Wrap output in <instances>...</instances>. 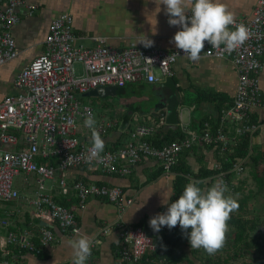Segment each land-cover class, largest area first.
Here are the masks:
<instances>
[{
    "label": "built area",
    "instance_id": "2783aa9c",
    "mask_svg": "<svg viewBox=\"0 0 264 264\" xmlns=\"http://www.w3.org/2000/svg\"><path fill=\"white\" fill-rule=\"evenodd\" d=\"M25 4L26 0H3L0 8V68L19 55L11 30L20 21L18 9ZM25 6L30 13L36 9V5ZM234 21L247 26L248 38L231 51L223 45L212 47L205 42L199 58L230 59L236 67L235 100L231 108L223 112L222 120L237 124L234 137L237 143L241 137L253 136L264 129V120L251 118L253 111L264 109L259 79L264 68V0H258L251 16L234 18ZM73 23L74 18L69 13L51 21L45 52L25 67L15 80L21 93L0 100V211L5 215L0 217V264H26L25 254H46L59 242L51 224L63 235L80 233L74 210L52 197L48 192V181L51 188L57 185L63 195L73 191L81 207L91 197L116 204L119 219L103 229L101 236L118 228L121 260L141 264L149 254L158 252L160 245L142 227L124 226L122 215L132 206L133 199L124 197L120 187L87 184L80 180L71 183L70 170L88 167L92 171L128 175L143 159L154 158L163 173L170 175L179 163L181 153L195 144L219 145L222 150L229 146L225 127L218 128L214 134L210 123L205 122L202 134L185 130L187 137L182 140L156 147L148 137L166 125V118L151 112L136 119L128 143L116 150L103 151L100 158L87 161L91 145L77 136V126L89 114L95 119L96 113L82 97L99 87L123 88L140 82H164L175 76L174 66L179 59L189 58L177 48L171 51L137 46L117 49L105 38H97L95 47L76 46ZM235 24L229 27L234 28ZM173 54H176L174 59H167ZM77 65L82 66L80 74ZM94 127L103 134L112 124L101 122ZM244 170L243 163L234 165L233 171L240 174ZM21 175L33 176L36 183L34 194L26 199L33 221L27 226L12 221V215L16 214L26 223V212L15 208L9 216L7 210V205L22 199L15 184V179ZM11 226L14 228L10 230ZM100 242L99 238L93 241L91 249Z\"/></svg>",
    "mask_w": 264,
    "mask_h": 264
},
{
    "label": "crops",
    "instance_id": "0c3cea01",
    "mask_svg": "<svg viewBox=\"0 0 264 264\" xmlns=\"http://www.w3.org/2000/svg\"><path fill=\"white\" fill-rule=\"evenodd\" d=\"M184 3L186 9L190 10V0H184ZM223 3L227 10L233 13L234 18H241L253 14L258 0H223ZM25 5H36V9L30 13ZM25 5L18 9L20 21L11 30L19 55L0 68V100L7 95L21 93V90L15 86L17 76L35 58L45 52V40L49 33L50 23L54 18L64 13H69L74 18L73 33L77 38L76 46L95 47L97 38H105L110 46L117 49L137 46L171 51L176 48L171 39L179 26L169 25L168 14L165 12L161 0H26ZM2 7L3 0H0V8ZM140 35L153 40V45L144 47L143 44L137 43L141 38ZM174 70L173 78L179 88L181 102L178 109L179 122L170 125L166 120V125L149 136L148 140L159 147L156 143L162 142V145L168 143L167 137L171 139L176 137L175 141L187 137L185 130L202 134L204 123L209 122L214 134L218 128L225 127L229 140L228 148L222 150L219 145L195 144L192 148L181 153L180 161L170 175L163 173L156 159L145 158L135 165L128 175L102 173L92 171L88 167L72 169L69 172V182L80 180L87 184L97 183L104 186L120 187L124 197L133 199L132 206L122 215L124 226H140L159 245H162L165 242L164 237L169 234L170 229H165L163 226L159 231H154L149 226V219L166 210L167 205L163 203L164 200L169 203L175 200L177 178L183 175L182 169L189 170L188 182H198L202 188L210 186L218 179H223L226 185L225 194L235 199L238 204V207L230 212L226 223L231 226L227 225L226 229H235L231 224V217L245 220L249 222V225L255 224L261 228L264 242V186L260 189L254 178L257 175L264 182V129L253 136H243L236 143L234 137L237 124L226 123L222 120L223 112L231 108L237 92L238 73L234 63L230 59L201 57L192 61L182 58L175 64ZM259 79L264 100V68L259 74ZM161 83L140 82L123 88L115 87V91L111 90L103 96L86 94L82 97L85 103L92 106L93 103L86 98H96L99 102L100 106L97 108L93 106L96 113L95 125H99L101 122L112 124V127L107 128L105 133H100L105 142L103 151L116 150L128 143L130 131L134 129L137 123L136 119H140L139 117L151 112L158 113V116L164 114L161 108H156L162 99L161 95L154 92L161 90ZM143 85L148 86V94L141 92ZM186 99L193 101L190 108L185 106ZM251 118L254 121H263L264 109L258 108L253 111ZM83 122L78 123L77 136L91 145V132ZM216 125L218 126L215 127ZM244 137L250 138L249 154L246 159H236L232 168L228 170L232 175L231 179H228L227 172L219 170L217 166L222 168V160H227L228 155L234 153V147L242 142ZM254 158H257L259 163L257 171L252 167ZM238 163L244 164L243 173L239 174L233 171L234 165ZM250 168L251 173L248 172ZM203 169L217 170L218 173L207 177L204 176ZM224 172L225 176H222ZM28 179L31 178L25 176L20 186H17L22 199L7 205L9 216L15 208L26 212V223L18 215H12V221H19L21 225L26 226L33 222L26 199L31 197L36 189V187H31V182ZM32 179L35 180L34 177ZM252 182L254 185L248 187ZM56 186L51 188L50 185L48 192L58 203H67L69 208L74 210L80 233L74 236L63 235L56 225H49L59 242L41 256L32 253L25 254L26 264H72V249L67 241L78 235H87L91 243L98 238L101 240L100 244L91 249V255L86 264H120L118 255L122 248L119 229L114 228L109 234L101 236L103 229L119 219L116 204L99 197H91L81 207L73 191L71 194L63 195ZM4 216V213L0 211V217ZM39 224L47 225L43 222H39ZM178 227L179 225L174 226L173 229ZM9 228L11 230L14 227ZM253 233L251 232L249 236ZM185 237H187L186 234ZM235 238L236 234L233 239L231 236L230 240L234 241ZM226 240L223 239V244ZM183 243L181 246L183 258L189 259L191 264H225L226 260H229V263L226 264H232L234 260L244 258L249 260L250 256L256 255L250 254L251 252L248 250L239 249L242 244L233 245L227 251H224L222 244L213 257H208L206 252L200 251V248H191L187 238ZM253 249L255 251V248ZM146 260L150 264H166L162 259L160 261L154 258ZM248 264H256L255 259Z\"/></svg>",
    "mask_w": 264,
    "mask_h": 264
},
{
    "label": "clouds",
    "instance_id": "9594fccd",
    "mask_svg": "<svg viewBox=\"0 0 264 264\" xmlns=\"http://www.w3.org/2000/svg\"><path fill=\"white\" fill-rule=\"evenodd\" d=\"M168 14V23L179 26L171 42L184 55L198 60L205 42L212 47L223 45L231 51L248 38L245 24H235L234 15L227 10L223 0H190V10L186 9L184 0H161ZM186 11L190 15L186 16ZM235 24L234 28L229 25ZM137 43L151 47L153 40L140 35ZM176 54L167 59H174ZM151 61V60H148ZM84 125L91 129V146L88 149L87 161L100 158L104 150V140L94 127L95 120L89 114ZM226 193L223 179L214 181L210 186L202 188L198 182H188L174 201L165 200L166 210L149 219V226L159 231L163 226L169 229L179 225L186 232L191 248H203L209 253L222 246L224 232L230 212L238 207L235 199ZM78 231V229H74ZM68 245L72 249V264H86L91 255V241L87 235L69 238Z\"/></svg>",
    "mask_w": 264,
    "mask_h": 264
},
{
    "label": "trees",
    "instance_id": "16d2710c",
    "mask_svg": "<svg viewBox=\"0 0 264 264\" xmlns=\"http://www.w3.org/2000/svg\"><path fill=\"white\" fill-rule=\"evenodd\" d=\"M217 126L218 125H216L215 127H217ZM214 129H216V128H214ZM180 138H182V136H180ZM176 139H177L176 137H174L172 139L170 137H167L166 141L168 143H170V142L175 141ZM158 143L159 144L156 143V145L161 147L162 142H158ZM250 144H251L250 138L244 137L242 142H240L236 147H234V149H233L234 153L228 155L227 160H225V161H224V159L222 160V170L227 172L226 177H228V179H231V177H232V175H230L231 173H229L228 170L232 168L233 164L236 162V159H239V158L246 159L247 158V156L249 154ZM258 164H259L258 159L254 158L253 162H252V167L256 171H257ZM182 170L183 171H181V173L183 175L179 176V178H177L178 180L176 183V195L174 197L175 199L178 198V196L182 192L184 185L186 183H188L187 176H190L189 170H185V169H182ZM203 170H204V176H207V177L218 173L217 170H215V171L214 170L209 171L207 169L206 170L203 169ZM254 178L257 180L259 188L262 189L264 186L263 179H259V177L257 175H255ZM60 204L65 206V207H70L67 203H64V202H60ZM231 224L234 226V228L236 230V238L234 240V242L236 244L235 246L242 244V249L248 250V251L255 248V251H253V252L249 251V252L256 254V257H255L256 264H264L263 263L264 242L262 240L263 239V231L261 230V228L260 227L258 228L257 226H255V224L249 225V222H247L245 220H237V219H233L232 217H231ZM251 232H254V233L251 236H249ZM185 234H186V232H182L180 227L174 228V229L171 228L169 231V234L166 237H164L165 242H164V244L160 245L159 251L155 252L153 254H149L148 257L152 258V259L154 258L157 261H160L162 259L166 262V264H191L192 262L189 259L185 260L183 258V252H182L181 246L184 244L183 243L184 239L187 238V237H185ZM39 256H41V255H39ZM118 257H119L118 259L121 262L120 264H134V263H130L127 261H122L120 251H119ZM142 263L150 264L149 262H147L146 259Z\"/></svg>",
    "mask_w": 264,
    "mask_h": 264
},
{
    "label": "water",
    "instance_id": "95a60500",
    "mask_svg": "<svg viewBox=\"0 0 264 264\" xmlns=\"http://www.w3.org/2000/svg\"><path fill=\"white\" fill-rule=\"evenodd\" d=\"M161 86V96L159 104L156 108H161L164 111L162 114L166 117L167 123L170 125H175L179 122L178 109L181 105L179 99V88L174 78H168L165 82L160 84ZM115 91V87H99L94 89L87 94L91 96H103L108 94L110 91Z\"/></svg>",
    "mask_w": 264,
    "mask_h": 264
},
{
    "label": "rangeland",
    "instance_id": "374dc122",
    "mask_svg": "<svg viewBox=\"0 0 264 264\" xmlns=\"http://www.w3.org/2000/svg\"><path fill=\"white\" fill-rule=\"evenodd\" d=\"M77 70H78V73L80 74V73H82V66L81 65H77ZM141 92L143 93V94H148L149 93V89H148V86L147 85H143L142 86V88H141ZM154 92H157V94H159V95H161V90L160 91H154ZM188 94V93H187ZM188 96H190V94H188ZM88 101H90V102H92L93 103V106L95 107V108H97V106H100L99 105V102H98V100H96V98H92V97H90V98H86ZM193 103V101H188L187 99H186V101H185V106L187 107V108H190V106H191V104ZM95 120V119H94ZM250 171V173H251V168H250V170H248V172ZM25 177V175H21V176H19L17 179H15V184L17 183V185L18 186H20V184H21V181H22V179ZM29 178H31V179H28L30 182H31V187L32 188H35L36 187V184H35V180L33 181V179H32V177L33 176H28ZM50 184H51V182L50 181H48L47 182V185L48 186H50ZM254 184H253V182H252V184L250 183L249 185H248V187H250V186H253ZM229 227L231 226V225H229V224H227ZM236 234V230L235 229H233V230H231V229H225V232H224V238L225 239H227L226 241H224V244H223V249H224V251H227V250H230V248L233 246V245H236L235 243H234V241L233 240H230V238H231V236H232V239H233V236H235V234ZM231 235V236H230ZM228 240H230V242H227ZM239 249H242V247H240ZM200 251L202 252H206L207 253V255H208V257H213V255H214V253L216 252V250L214 251V252H211V253H209L208 251H206V250H204L203 248H200ZM249 251H254V249H252V250H249ZM250 254H252V253H250ZM255 257H256V255H254V256H250L248 259L249 260H246L245 258L244 259H237V260H234L233 262H232V264H248V263H250V261H253L254 259H255ZM231 262V261H230ZM226 263H229V260H226V262H225V264Z\"/></svg>",
    "mask_w": 264,
    "mask_h": 264
}]
</instances>
